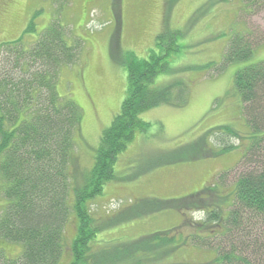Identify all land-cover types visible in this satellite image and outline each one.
Wrapping results in <instances>:
<instances>
[{"label":"trees","instance_id":"1","mask_svg":"<svg viewBox=\"0 0 264 264\" xmlns=\"http://www.w3.org/2000/svg\"><path fill=\"white\" fill-rule=\"evenodd\" d=\"M259 1L262 0L248 3L254 9ZM32 30L30 23L26 32ZM254 34L249 30L247 34L232 35L222 56V69L249 59L255 47ZM177 35L172 33L168 38L166 53L156 55L151 50L146 59L137 60L134 65L125 63L127 96L102 132L92 167L82 179L71 169L81 111L74 101L57 92L60 69L76 62L77 47L67 43L58 23H51L27 46L22 37L0 46V199L4 201L0 208V240L21 247L20 253L12 257L0 247V264H59L65 249L71 258L68 264H160L189 246L188 241L193 247L215 253L213 260L202 264H264V63L242 68L233 78L250 136L239 142L246 148L229 194L211 197L217 191H211L210 185V189L202 191L205 198L197 197L199 204L192 201L194 195L186 197L187 201L190 199L186 204L145 198L151 200H139L148 206L145 210L128 209L104 223L92 218L89 204L102 195L107 183L115 180L118 157L136 134L149 126L141 115L161 105L180 106L186 101L188 87L181 81L155 86L157 76L167 71L165 59L169 52L179 51L175 44ZM166 36L164 31L157 36L156 48L164 46ZM209 133L240 141V133L228 126ZM223 141L221 152L229 147ZM205 142L191 143L182 149L197 150V158L205 153ZM189 158L195 157L182 160ZM227 174L220 173L217 181H223ZM190 205L204 213L203 219L185 221L172 230L129 242L97 241L101 230L147 214L173 210L181 212L184 221V211ZM71 214L77 227L74 240L67 246L64 229ZM182 226H187L189 233L180 240Z\"/></svg>","mask_w":264,"mask_h":264},{"label":"rangeland","instance_id":"2","mask_svg":"<svg viewBox=\"0 0 264 264\" xmlns=\"http://www.w3.org/2000/svg\"><path fill=\"white\" fill-rule=\"evenodd\" d=\"M248 2L0 0L2 41L22 37V43L27 46L51 23H58L67 43L77 47L76 62L60 69L57 92L60 97L74 101L81 111L71 165L73 174L79 179L92 167L100 136L127 96L125 63L134 65L137 60L146 59L151 50L156 55L166 53V46L170 44L168 38L172 33H178L175 44L179 51L169 52L165 59L167 71L157 76L155 86H169L181 81L188 87L186 101L180 106L161 105L141 115V119L149 124L147 130L136 134L114 165L115 180L107 183L102 195L89 204L95 222L104 223L125 214L128 209L129 212L145 210L148 206L141 201L151 202L145 198L186 204L190 201L186 197L194 195L196 198L192 201L199 204L197 197L205 198L202 191L207 187L210 189V185L211 191H217L211 197L231 192L239 173L238 163L246 148V144L242 146L239 142L250 136L242 102L233 88V78L242 68L264 63V0L254 9ZM30 23L33 30L27 33ZM249 30L255 33L252 55L222 69V56L232 35L247 34ZM163 31L167 34L162 41L164 46L156 48L157 36ZM223 126L240 133V141L228 135L210 136V130ZM218 139L224 140L226 147L229 145L226 151L221 152L222 142ZM204 141L205 153L197 158V150L182 149ZM230 146L233 148L229 150ZM187 156L195 158L182 160ZM172 158L178 161H170ZM222 172L228 174L218 182ZM184 197L186 199H181ZM3 203L0 199V208ZM69 203H72L71 196ZM180 213L168 210L122 220L101 230L97 241L129 242L172 230L185 221L198 222L204 217L202 211L191 205L184 211V221ZM76 227L77 220L71 214L64 229L67 246L75 238ZM187 228L182 226L184 233L181 232L180 240L189 233ZM214 242L218 244V240ZM6 243L0 240L6 256L20 253V246ZM187 243L189 246L180 248L163 263L202 264L214 259L213 250L195 244L193 247L190 241ZM70 260L69 251L65 249L59 264H68Z\"/></svg>","mask_w":264,"mask_h":264},{"label":"flooded vegetation","instance_id":"3","mask_svg":"<svg viewBox=\"0 0 264 264\" xmlns=\"http://www.w3.org/2000/svg\"><path fill=\"white\" fill-rule=\"evenodd\" d=\"M3 1H7V0H3ZM10 0H8V2H9ZM6 5V4H5ZM2 37H4V36H1L0 35V46L3 44V43H7V42H11V41H15L14 39L13 40H3L2 41Z\"/></svg>","mask_w":264,"mask_h":264}]
</instances>
